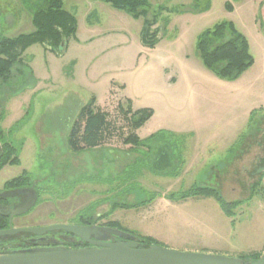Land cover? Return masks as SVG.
<instances>
[{
    "label": "rangeland",
    "instance_id": "rangeland-1",
    "mask_svg": "<svg viewBox=\"0 0 264 264\" xmlns=\"http://www.w3.org/2000/svg\"><path fill=\"white\" fill-rule=\"evenodd\" d=\"M148 1V16L160 5L177 8L161 12L155 24L160 38L151 49L140 41L142 17L101 0H62L76 19L63 51L34 43L0 78V144L9 142L19 158L0 168V188L25 171L37 193L35 204L13 222L79 224L80 215L108 213L97 224L115 220V227L171 250L232 257L256 252L264 237V174L250 171L264 157V0H209L197 12L188 9L194 0ZM205 2L199 0L200 6ZM41 5L42 0H0V36L32 32L31 15ZM221 21L232 22L247 38L253 56L233 80L207 69L195 49L197 35ZM173 69L183 81L169 91L161 83ZM184 80L191 83L188 90ZM90 97L111 105L113 116H122L119 104L128 99L131 109L150 108L156 122L177 124L188 117L206 125L179 134L185 161L165 166L153 158L157 151L143 155L141 145L129 149L120 140L73 151L70 128ZM172 97H184L183 103L171 104ZM256 181L257 192L247 198ZM192 185H210L225 200H240L232 208L233 222L213 197L165 204L164 195ZM146 199L152 201L149 209H111Z\"/></svg>",
    "mask_w": 264,
    "mask_h": 264
},
{
    "label": "trees",
    "instance_id": "trees-1",
    "mask_svg": "<svg viewBox=\"0 0 264 264\" xmlns=\"http://www.w3.org/2000/svg\"><path fill=\"white\" fill-rule=\"evenodd\" d=\"M109 3L116 9H120L131 15L133 18L142 17V27L140 29V41L145 47H154L159 40V26L155 24L160 20L163 10L177 12V8L167 9L160 5L156 12L150 16V3L148 0H101ZM209 0L200 6L199 0H194L190 11L206 10L209 7ZM42 4L31 15V21L35 29L32 32L20 33L14 37L0 36V78L6 77L13 63L20 59L24 50L34 43H41L44 47L62 52L65 48L66 39L73 34L76 29L75 16L62 7V0H42ZM227 8L232 4L226 1ZM195 49L202 64L222 79L233 80L240 76L253 63V56L249 51L247 38L236 29L230 21L215 23L212 27L204 29L197 35ZM118 110L122 116H113L111 112L99 108L95 104V99L90 97L79 110L76 119L73 121L68 135V144L73 151L84 150L101 146L107 141L120 140L123 144L143 145L147 141L140 139L135 133L152 114L150 108L131 109L128 99H124L119 104ZM128 123V126L124 125ZM159 132L152 137L157 138ZM2 153L0 155V168L6 164H16L19 162L18 150L9 142L1 143ZM264 158V157H263ZM157 164L165 166V163L157 160ZM263 159L260 164H262ZM31 179L27 172L14 176L4 182L3 188H11L27 185ZM260 182L256 181L251 186L249 198L257 192ZM172 200H182L188 196H211L218 203L223 212L231 218L233 222V210L240 200H225L216 187L210 185H192L184 191L170 193L166 195ZM146 199L136 204L116 203L112 206V211L117 207L139 206L150 202ZM104 213L98 218L92 215H80L79 224H93L101 218L106 217ZM7 218L0 216V225L5 226ZM115 227L116 221L109 220L102 223ZM62 231V230H60ZM66 232V231H62ZM67 233V232H66ZM140 240L145 244H152L148 239ZM261 253L251 252L243 255L244 260H255Z\"/></svg>",
    "mask_w": 264,
    "mask_h": 264
},
{
    "label": "water",
    "instance_id": "water-1",
    "mask_svg": "<svg viewBox=\"0 0 264 264\" xmlns=\"http://www.w3.org/2000/svg\"><path fill=\"white\" fill-rule=\"evenodd\" d=\"M257 172L264 174V158ZM29 199L22 205L7 207L6 215L26 213L34 204L37 193L34 185ZM66 231L69 235L89 243L88 246H42L0 252V264H264V251L253 261L240 257L177 251L158 244L145 245L139 237L117 227L99 224L55 223L42 226L9 227L0 230V236L11 231H25L43 235L51 231ZM108 235L118 239L107 240Z\"/></svg>",
    "mask_w": 264,
    "mask_h": 264
},
{
    "label": "crops",
    "instance_id": "crops-1",
    "mask_svg": "<svg viewBox=\"0 0 264 264\" xmlns=\"http://www.w3.org/2000/svg\"><path fill=\"white\" fill-rule=\"evenodd\" d=\"M143 47H145V46H143ZM146 49H151V48L146 47ZM165 69H167V67H165ZM202 73H203L204 77L206 76V78L212 80V77L208 76V74H206L203 70H202ZM182 81L183 80H181V75H179L176 72V69L175 70L173 69V70L167 71V74L164 75V78H163L161 85L163 88L166 87L170 91V90H173ZM184 81H185L184 85H185L186 89L188 90L191 87V83L188 80H184ZM156 86L157 85L148 86L147 88L154 89ZM183 99H184V97L181 99L172 97V99L170 100V103L173 104V101L174 102L180 101L181 103H183ZM106 103L107 102H102V103L95 102V104L99 108L106 110V111H109V108L111 105H108ZM146 105H150V104H146ZM193 123L191 122L190 118L187 117V118L182 119L180 122H177V124H175V123L163 124L162 122L154 121L153 116H151L150 119H148L146 123H144L142 126H140L139 128H137L135 130V133L138 136V138L145 139L147 141L145 144L141 145V151H142L143 155L149 154V152H151V151H157V156L154 155L153 158L155 160L158 159L159 161H162L165 164L168 163L169 161H173V162H177L179 160H181L182 162L185 161L184 157H182L183 152L181 151V147L183 146V144H182V146L180 145L181 144L180 143L181 138H178L179 134L182 135L184 132L190 134L191 131H194L193 129L199 130L204 125H206L203 122H201L202 124L201 123H194L193 124ZM156 132H159V136H157V138L152 137L153 134ZM162 136H164V138H161ZM96 147H99V146H96ZM124 147H131V146L129 144H124ZM93 148H95V147H93ZM109 149H113V148H109ZM129 149H133V148L131 147ZM249 196L250 195H248L247 198H249ZM208 197H211V196H207V197H204V196H188L182 200H172V199L167 198V196L164 195L165 204H170L172 202H175L176 205H178V203H180L181 205H184L191 198H199V199L204 200ZM151 202L152 201H150L146 204H143L141 206L149 209V208H151ZM128 207H135V206H128ZM249 237L250 238H248V240H250V241H252V240L254 241L256 239L253 236H249ZM253 250H255L256 252H257V250H261L260 251L261 253L264 251V237L261 240V243L259 245H257L256 247H254ZM249 252H253V251L249 250L247 253H249ZM240 253H243V251H241Z\"/></svg>",
    "mask_w": 264,
    "mask_h": 264
},
{
    "label": "flooded vegetation",
    "instance_id": "flooded-vegetation-1",
    "mask_svg": "<svg viewBox=\"0 0 264 264\" xmlns=\"http://www.w3.org/2000/svg\"><path fill=\"white\" fill-rule=\"evenodd\" d=\"M1 146L2 145L0 144V148ZM1 153L2 150L0 151V155ZM259 164H256L250 171L252 174L257 173V169L260 166ZM32 183L33 181L31 180V182L27 185L11 188H0V216H5L7 218V224L5 226L0 225V230L8 229L10 226L13 228L38 226L30 224L16 225L13 222L14 218L16 217L13 216L11 219H9V216L6 215L7 207L22 205L29 199L32 193V190L30 189ZM93 224H97V222ZM99 225L104 224L100 223ZM59 232H61V235L57 232L55 233L54 231L48 232L43 235H34L30 232L25 231H11L0 236V252L53 245H64L67 247H81L90 245L89 243L79 239L78 237L69 235V233H64L62 231ZM107 240L111 241L114 240V238Z\"/></svg>",
    "mask_w": 264,
    "mask_h": 264
}]
</instances>
